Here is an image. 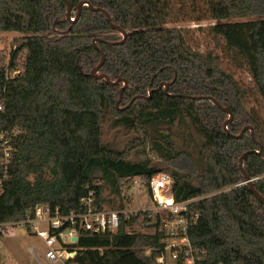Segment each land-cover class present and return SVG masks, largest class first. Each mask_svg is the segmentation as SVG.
<instances>
[{
  "label": "trees",
  "instance_id": "obj_1",
  "mask_svg": "<svg viewBox=\"0 0 264 264\" xmlns=\"http://www.w3.org/2000/svg\"><path fill=\"white\" fill-rule=\"evenodd\" d=\"M82 2L92 8L83 4L78 15ZM205 2L198 19L215 20L208 31L246 62L264 103V0ZM173 10L168 0H0V31L29 33L10 58L22 73L7 78L0 67V132L21 129L8 169L0 164V178L7 175L0 223L22 220L38 204L79 210L89 186L104 203L106 185H95L93 176L121 195L135 177L168 172L176 199H197L200 220L190 238L208 264H264V203L246 184L247 174L264 196V120L246 106L247 87L192 49L181 28L166 26ZM161 83L167 90L156 91ZM107 110L116 126L137 134L124 150L102 141ZM176 121L201 137L198 161L187 163L160 131ZM147 142L164 154L163 165L131 161ZM142 216L147 226L145 214L132 223ZM162 236L159 221L152 233H128L123 221L115 234L82 236L81 258L157 264Z\"/></svg>",
  "mask_w": 264,
  "mask_h": 264
},
{
  "label": "built area",
  "instance_id": "obj_2",
  "mask_svg": "<svg viewBox=\"0 0 264 264\" xmlns=\"http://www.w3.org/2000/svg\"><path fill=\"white\" fill-rule=\"evenodd\" d=\"M9 65L10 60L0 61V67L6 69L7 78H14L22 73V67L12 68ZM20 132L19 127L0 132V164L6 170L15 150L14 140ZM6 179V174L0 178V190ZM94 184L99 185L101 182L95 181ZM173 184L174 179L168 172L155 173L148 180L135 177L128 192L148 189L153 205H126L115 209L105 207L104 203L99 204L96 190L89 186L87 195L80 200L81 209L66 213L61 206L38 204L26 218L0 223V232L3 234L20 227L35 236L37 243L41 244H33L29 252L39 264H84L81 258L83 247L80 246L82 236L115 234L123 221L126 222L127 232L134 233L136 222L132 223L133 219L145 214L147 226L155 232L159 221L160 231L163 232L157 264H208L205 252L195 247L190 238L191 229L200 220L199 212L193 208L197 199H176ZM141 218L139 221L144 223L145 218Z\"/></svg>",
  "mask_w": 264,
  "mask_h": 264
},
{
  "label": "rangeland",
  "instance_id": "obj_3",
  "mask_svg": "<svg viewBox=\"0 0 264 264\" xmlns=\"http://www.w3.org/2000/svg\"><path fill=\"white\" fill-rule=\"evenodd\" d=\"M171 8L175 9L172 16L166 23L167 27L181 28L187 44L194 50L203 53L204 56L211 55L220 67L233 74L235 78L248 89L246 106L259 113L264 120V103L258 93L254 80L249 73L248 65L234 51L227 49L222 37H215L208 31V27L215 23L213 19L199 20L204 17L207 10L205 0H168ZM245 18H237L232 21H245ZM121 32L118 31V34ZM29 35V33L18 31H0V58L5 56L6 61L10 60L11 53ZM21 64V62L19 63ZM18 67H22L19 65ZM120 108V107H119ZM149 130H153L152 127ZM160 131L174 142L178 151L184 153V160L188 162V157L198 161V150L202 142L199 134L192 127H185L176 121L173 125H164ZM134 131L123 126H116L111 112L105 111L102 120V141L109 148L124 150L136 137ZM166 148L167 145L161 142ZM165 151V149H164ZM164 154L161 153L154 143L147 142L134 149L131 153V161L142 162L151 161L153 164L163 165L165 163ZM100 175L101 171H97ZM94 181H100L106 185L104 191V205L109 209L120 207L121 203L133 205L134 207H149L153 205L148 189H140L128 192L125 188L119 195L110 184L103 178L94 177ZM142 220V218H140ZM135 232L152 233L154 230L139 220L133 229ZM38 239L31 235L24 228H16L15 231L7 230L0 234V264H39L30 254L29 248L37 243Z\"/></svg>",
  "mask_w": 264,
  "mask_h": 264
},
{
  "label": "water",
  "instance_id": "obj_4",
  "mask_svg": "<svg viewBox=\"0 0 264 264\" xmlns=\"http://www.w3.org/2000/svg\"><path fill=\"white\" fill-rule=\"evenodd\" d=\"M67 3H68L67 17L71 19V14H70V13H71V4H70L69 2H67ZM83 4H86V5H88V6H90V7L92 8V6L89 5L88 2H86V3L82 2V3L80 4V6H79L78 15H79V13H80V11H81V8H82V5H83ZM96 9H97V8H96ZM107 16H108L109 19H110V16H109L108 14H107ZM72 21H74V20L72 19ZM113 26L116 27V28H118V27L115 26V25H113ZM118 30L123 34V37L125 38L126 35H127V31L124 30V29H122V28H118ZM104 58H105V56L103 55V60H104ZM102 62H103V61H102ZM97 69H98V67H97ZM97 69L93 72V74L96 75V76H98V75L96 74ZM105 77H106V80L109 81L108 76H105ZM123 82H124V85L127 84V82H126L125 80H123ZM117 83H118V80L115 81V82H113V84H117ZM163 86L165 87V90H167L168 85L165 84V83H161V84L159 85V87H158L157 89H155V90L158 91V90L162 89ZM150 94H151V92H150ZM132 101H134V99H133ZM118 104H119V103H118ZM217 104H218L219 107H221L223 110L228 111V110H227L226 108H224L219 102H217ZM117 106L119 107V105H117ZM230 116L232 117V113H230ZM246 129H247V127H245V128L242 130V133L245 132ZM249 129H251V128H249ZM251 130H252V129H251ZM246 178H247L246 184L249 185L250 190L252 191V193L256 196L257 199H259L262 203H264V196L261 195V193L256 189L255 184H254V181H253V180H252L247 174H246Z\"/></svg>",
  "mask_w": 264,
  "mask_h": 264
}]
</instances>
